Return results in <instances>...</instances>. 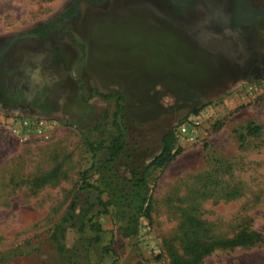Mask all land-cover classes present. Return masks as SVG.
<instances>
[{
	"label": "rangeland",
	"instance_id": "obj_1",
	"mask_svg": "<svg viewBox=\"0 0 264 264\" xmlns=\"http://www.w3.org/2000/svg\"><path fill=\"white\" fill-rule=\"evenodd\" d=\"M166 1L185 16L180 0ZM216 2L186 8L191 24L206 23L213 57L205 60L183 47L160 0L83 1L46 39L35 29L74 0H0V264H70L52 233L93 164L87 138L95 145L116 133V100L97 92L125 98L120 171L128 180L144 174L162 137L195 109L206 117L195 144L178 142L176 159L148 174L150 218L138 235L123 237L113 212L101 216L117 256L95 248L92 264H174L188 243L264 236V13L236 21L235 0L231 14ZM248 2L264 8V0ZM13 115L53 120L52 137L21 141L7 128ZM250 123L259 134H248ZM79 239L73 229L64 238L69 249L82 248ZM200 264H264V242L218 248Z\"/></svg>",
	"mask_w": 264,
	"mask_h": 264
},
{
	"label": "trees",
	"instance_id": "obj_2",
	"mask_svg": "<svg viewBox=\"0 0 264 264\" xmlns=\"http://www.w3.org/2000/svg\"><path fill=\"white\" fill-rule=\"evenodd\" d=\"M83 1L99 3L103 0H74L73 7L66 11L60 19L36 28L33 32L34 37L46 39L52 29H59L68 20L76 18L80 13L79 7ZM97 95L106 100H116L117 110L113 120L116 133L110 135L108 141L103 139L95 145L90 144L89 138H87V146L93 154V164L81 173L78 188L74 192L63 218L52 233L51 242L56 245L70 264H79V259L83 260L85 264H92L95 248H102L104 257L117 256V251L113 246L114 239L111 238L108 243L103 239L105 230L101 216L113 212L123 237L131 238L138 235L141 219L150 218V203L148 204L146 196L148 174L153 169L169 165L180 152L176 150L178 140L172 128L162 137V149L145 168L144 174L142 176L134 175L129 180L126 179L120 171L127 148L125 132L121 123V118L124 116L122 112L125 108V98L118 93L97 92ZM200 111L199 108L195 109L193 115ZM260 131L259 126L250 123L249 135H257ZM245 138L246 135L240 136L242 141H245ZM42 182L43 184L48 183L49 180L45 179ZM69 229L80 234L78 244L82 248L77 245L72 249L67 247L64 238ZM262 242H264V236L259 232L252 231L241 232L232 238L188 243L189 247L184 256L177 253L172 254L173 262L174 264H200L205 257L218 248H246ZM68 253H71V256L68 257Z\"/></svg>",
	"mask_w": 264,
	"mask_h": 264
},
{
	"label": "built area",
	"instance_id": "obj_3",
	"mask_svg": "<svg viewBox=\"0 0 264 264\" xmlns=\"http://www.w3.org/2000/svg\"><path fill=\"white\" fill-rule=\"evenodd\" d=\"M204 117H206V112L200 111L198 114L191 115L178 123L173 128L178 142L183 145L195 144ZM7 124L10 134L18 137L21 141H28L29 139L49 141L53 134L55 122L50 119L13 115Z\"/></svg>",
	"mask_w": 264,
	"mask_h": 264
},
{
	"label": "crops",
	"instance_id": "obj_4",
	"mask_svg": "<svg viewBox=\"0 0 264 264\" xmlns=\"http://www.w3.org/2000/svg\"><path fill=\"white\" fill-rule=\"evenodd\" d=\"M162 2V4L164 5V8H166V10L168 11V13L170 14V16L172 17V20L175 24V29L180 31L181 37L180 39H182L186 44V46H183L185 48H188V50L191 52V54L193 53V51H195L196 53H198V55L200 56L199 58L203 57V54L205 56V60L207 59L208 56L213 57V55H211L209 49H210V44L207 42V37H206V33L204 30H206V23L205 21L203 22V26L201 27V25H194L190 23V18L189 16L192 15L191 11H186L187 9H185L183 11L184 15L189 17L186 18L185 16L183 17H179L175 14L174 10L172 9V7L167 3L166 0H160ZM207 2H209V0H206ZM216 3H219L218 5V9L221 10L222 12H225L227 14H231L232 10H233V5H234V0H216ZM197 8L195 10V12L197 10H199V12H201V8L202 5H200L199 2H196V7ZM195 12L193 14H195ZM189 15V16H188ZM207 22V21H206ZM197 35L196 37L193 36ZM202 35V37H201ZM207 43L210 47L207 46Z\"/></svg>",
	"mask_w": 264,
	"mask_h": 264
},
{
	"label": "flooded vegetation",
	"instance_id": "obj_5",
	"mask_svg": "<svg viewBox=\"0 0 264 264\" xmlns=\"http://www.w3.org/2000/svg\"><path fill=\"white\" fill-rule=\"evenodd\" d=\"M192 1H194V0H180L178 2H181L180 4H183L184 6H186L184 8V9H186V8H188V5H190L192 3ZM174 2H176V1H174ZM251 8L252 7L249 5L248 0H235V11H234L235 12V20L239 21V19H241V17H244L247 14H250ZM254 9H256V8H254ZM254 11L258 12L261 10L256 9ZM259 16L261 18L262 14H260Z\"/></svg>",
	"mask_w": 264,
	"mask_h": 264
},
{
	"label": "water",
	"instance_id": "obj_6",
	"mask_svg": "<svg viewBox=\"0 0 264 264\" xmlns=\"http://www.w3.org/2000/svg\"><path fill=\"white\" fill-rule=\"evenodd\" d=\"M250 11H251V12H256V11L253 10V8H251ZM256 13L263 14V13H264V9L261 10V11H258V12H256ZM14 40H17V39H14Z\"/></svg>",
	"mask_w": 264,
	"mask_h": 264
}]
</instances>
